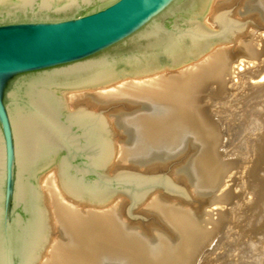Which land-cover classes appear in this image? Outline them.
Segmentation results:
<instances>
[{
	"label": "bare ground",
	"instance_id": "obj_1",
	"mask_svg": "<svg viewBox=\"0 0 264 264\" xmlns=\"http://www.w3.org/2000/svg\"><path fill=\"white\" fill-rule=\"evenodd\" d=\"M231 7L239 18L251 19L255 29L264 28V0H212L203 24L214 28L207 19L219 28L216 13ZM248 26L163 71L69 91L71 106L118 108L124 103L132 108L110 113L115 157L105 173L117 172L124 163L141 173L168 167L192 200L159 188L151 192L135 206L143 205L141 212L157 220V230L149 232L153 225L145 229L124 218L127 199L117 198L119 192L102 202L70 194L55 163L39 178L50 227L35 264H192L197 246L218 224L205 208L230 203L232 190L222 189L230 178L240 191L232 210L250 228L234 231L237 226L230 222L219 243L221 259L225 264H264V32L255 36L247 33ZM209 81L219 95L210 104L213 117L207 119L198 95Z\"/></svg>",
	"mask_w": 264,
	"mask_h": 264
},
{
	"label": "water",
	"instance_id": "obj_2",
	"mask_svg": "<svg viewBox=\"0 0 264 264\" xmlns=\"http://www.w3.org/2000/svg\"><path fill=\"white\" fill-rule=\"evenodd\" d=\"M212 0H0V264H35L49 240L42 171L57 163L68 192L102 202L117 192L127 212L159 188L192 200L166 173L110 175L108 121L72 112L73 88L163 71L234 36L247 20L216 13Z\"/></svg>",
	"mask_w": 264,
	"mask_h": 264
},
{
	"label": "rangeland",
	"instance_id": "obj_3",
	"mask_svg": "<svg viewBox=\"0 0 264 264\" xmlns=\"http://www.w3.org/2000/svg\"><path fill=\"white\" fill-rule=\"evenodd\" d=\"M235 8L236 7H234V8L231 7L229 9L226 8L227 10L226 9H223V10H225L227 12H230V13L233 11L235 18H239L240 17L239 15H237V14L235 15ZM242 18H239V19H242ZM246 20H247V23L249 25L248 28H247V30H248L247 33L248 32H250V33L256 32V35L255 36L262 35V33L264 32V28L257 30V28L255 29L254 26L251 25V21H252L251 19H248L247 18ZM248 20H249V22H248ZM205 22H208L207 24L210 25V27H212V28L213 27L214 28L216 27V24H212L211 22L207 21V19H206ZM259 43H261V42H259ZM242 69L244 70V68H242ZM254 80L256 81V80H259V79H254ZM254 80H252V82ZM213 82L214 81H209L208 83H206L204 85L202 91L198 95V101H199L198 106L201 108V110L203 112L202 115L205 118H207V119H209L210 117H213V114L211 112L212 110L210 109V104H212V100L213 99H217V96L219 95V92H218L219 90L216 88V86H214L215 89L213 91L211 89V87L213 88ZM256 82L257 83H260V81H256ZM214 91H215V95L214 94L213 95H209L210 93L212 94ZM208 99H210V100H208ZM66 104H67V106L70 108V110L72 112L73 111L74 112L75 111H78V110L83 109V108H87L90 111L96 112L99 115L103 116L108 121V124L110 126H112V119H111L110 113L114 109H119L120 107L123 106L122 108H124L126 112H129V110L130 111L132 110V108H128L126 106V104L124 105V103H123V105L121 104V106H119V107L117 106L118 108H116V107L114 108L112 106H110V107L104 106V107L92 108L90 106L88 107V106H85L83 104H78V105H72L71 106V101H69V99H68L67 96H66ZM124 106H126L127 108L124 107ZM210 121H212V120H210ZM220 126L221 125L218 123V125L216 126L217 129L218 128L220 129L221 128ZM118 134L119 133H116V134L113 135L114 138H115L114 139V143L115 144H116V139L119 138V135ZM223 145H224V143H223ZM222 158L224 160H226V159H231V160L238 159V157H236V156L234 157V156H227V155H224ZM126 164L127 163H124L123 164V167L120 170H126V169H128V167L126 166ZM131 170H134V169H131ZM138 172H140V171H138ZM114 173L115 172H110V173L108 172V174H110V175H112ZM152 173H166L169 176H171L172 178H174V176L172 175V173H171V171L169 170L168 167H166V168L165 167L164 168H159L157 171L156 170L155 171H150V172H147L145 174H152ZM227 181H229V182L226 184L225 187H222V189L227 188L228 190H232L231 191L232 193H231L230 203L224 204L223 206H220V205H211V206H208V207L205 208V212L206 213H212V214H214L213 215V218L218 220V224L212 229L211 235L208 238H206L204 241H202L197 246V249L195 250L196 253L194 252L192 264H225L224 259L223 260L221 259V255L223 254L224 251L222 249H219V243L225 237L226 232H227V227L229 225L232 226V224H230V222L235 223L232 227L237 226L236 228H234V231H239L240 232L243 229H247V231H248V229L250 228L247 225L246 221H244L243 219L238 218V215H235V211H234L235 209L232 210V208L234 207L233 201L236 200L237 195L240 193V191L238 189H235V182L231 178L230 179H227ZM156 190L157 189H155V191H153V193L156 192ZM117 198H119V199L120 198L121 199L126 198L127 199V203H126V205L124 207V213H125L124 214V218H126L127 220H130L132 222L141 223L140 225L142 227H144L145 229L148 228V227H151L150 225H153L152 228H150V231L149 232H155L157 230V225H155V223H156L157 220L153 217V215L152 216H151V214H148L147 215V213H144V211L141 212V210H142L141 208L143 207V205L137 206L139 209L137 207H135L133 209L135 211L137 217H132L127 212V209L129 207V204H128L129 203V200H128V198L125 195L120 194V193H119V195H117ZM216 209L217 210H222V213L220 212V214L218 215V212H217ZM236 213H239V212H236ZM205 217H206V219H208L209 218V215H206ZM207 228H209V229L212 228V225L211 224H208L207 225ZM54 232H55V236H56L57 233H56V231H54ZM236 253L237 252H235V253L233 252V255H235Z\"/></svg>",
	"mask_w": 264,
	"mask_h": 264
}]
</instances>
